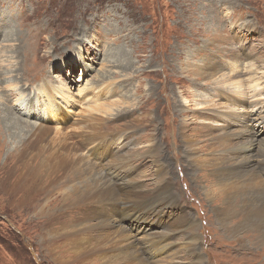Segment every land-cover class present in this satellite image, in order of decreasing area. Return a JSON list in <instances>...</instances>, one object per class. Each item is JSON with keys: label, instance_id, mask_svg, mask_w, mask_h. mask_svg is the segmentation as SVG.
<instances>
[{"label": "rangeland", "instance_id": "374dc122", "mask_svg": "<svg viewBox=\"0 0 264 264\" xmlns=\"http://www.w3.org/2000/svg\"><path fill=\"white\" fill-rule=\"evenodd\" d=\"M236 54H241L239 63L233 59ZM244 55L250 60L243 62ZM206 65L218 71L215 77L237 73L235 85L243 91V102L234 112L241 123L250 111L264 119V102L260 103L264 91L257 93L264 87V0H0V264H56V259L90 264L75 261L71 250L62 252L61 245L50 252L48 245L62 237L41 236L37 216L19 199H6L2 190L10 167H29L37 177L48 176L57 164L53 137L67 136L70 142L72 133L84 138L98 134L105 150L91 151L107 155L105 164L112 155L135 154L133 169L122 173L148 188H154L159 177V162L146 151L155 145L179 202L172 210L196 218L206 264L233 262L238 241L226 235L212 210L223 202L210 198L220 187L211 186L203 176L193 179L186 156V145L192 143L196 162L206 134H219L228 127L221 119L203 124L194 112L199 107L195 100L206 96L215 102L209 105L215 110L234 107L217 93L226 85H206L210 79L193 75V70ZM20 87L26 113L13 108ZM44 102L52 111L48 115ZM32 107L46 111L42 124L26 115ZM229 126L234 129L232 142L256 137L253 132L264 138L263 124ZM29 140L37 141L35 148L18 159ZM171 211L163 210L161 219L143 214L140 223L126 219L119 231L143 244L138 250L147 264H169L171 257L179 264H191L179 229L168 241L172 248L167 259L151 261L164 245L150 244L167 231ZM72 214L60 220L72 219ZM137 226L147 231L138 232ZM254 264H264V253Z\"/></svg>", "mask_w": 264, "mask_h": 264}, {"label": "bare ground", "instance_id": "6f19581e", "mask_svg": "<svg viewBox=\"0 0 264 264\" xmlns=\"http://www.w3.org/2000/svg\"><path fill=\"white\" fill-rule=\"evenodd\" d=\"M221 40L220 44H223ZM210 44L213 45L212 42ZM239 56L241 54H236L233 59L237 60ZM249 58L244 55L243 62ZM238 61L240 60L238 59ZM232 63H236V61ZM236 65L233 64V67ZM217 72L212 66L206 65L205 68L193 70V75L196 78L210 79L206 85L210 82L226 85L227 88L223 87L217 93L225 96L229 100L228 105L232 103L234 107L227 106L228 108L224 107V109L221 108L222 106H218L217 109L219 108L221 111L210 109L209 105H213L215 102L212 103V100L207 99L206 96H199L195 100L199 107L194 112L202 119L203 124L213 123L212 125H214L215 121L219 119L226 120L227 130L219 134L211 132L206 134L203 138L205 141L204 151L195 160L196 162H194L192 153V143H187L188 153L186 156L191 160L188 166L190 171L194 172L193 179L203 176L211 186L220 187L214 188L215 193L210 196L211 200L222 199L223 201L212 207L213 215L216 223L226 235L234 236L239 244L235 247L237 248V252L234 251L236 256L229 264H254L255 259L258 260L264 253V138L262 139L259 134L253 132L256 137L247 136L232 142L230 133L234 129H231L232 126L229 124L234 122L242 127L249 123L251 125L263 124L264 127V119H261L259 114L250 111L248 120L244 122L245 124L241 123L240 115L234 112L238 107L236 105L243 102L241 97L243 91L241 92L235 85L237 80L234 79L238 77L237 73H219L218 77H215ZM263 91L264 87L257 93ZM15 93H17L15 98V102H17H14L13 108H21V111L26 113L27 106L22 110V106H24L21 101L22 87ZM10 95L12 96V94ZM262 102L264 101H260V103ZM42 105L48 113L45 110H40L43 107L37 109L32 107L26 114L35 119L37 124H42L45 112L46 115L52 112L47 108L48 106L46 107L45 102ZM188 112L180 111L181 114ZM77 137L82 140H78ZM71 139L69 142L67 136L65 138L53 137L57 151L53 153V157L57 159V164L45 178L37 177L35 171L29 167L25 170H21L19 167L7 169V177L2 183L3 195L6 199H19L25 205L24 208L31 210L37 216L36 224L40 226L41 236L52 238L54 234H59L62 237V240L59 239L57 243L52 242L48 245L50 252L52 248L61 245V251L71 250L69 253L77 262L130 264L133 261L134 264H147L141 251L138 250V246L143 248V244L138 239H128L119 231L126 226V219L130 222L140 223L142 220L140 216L143 214L153 219H161L163 210L169 208L171 211L173 207L179 205L173 191V182L158 159V148L155 145L146 148V151L153 153L154 159L159 162L157 163L159 177L157 176L158 178L154 182V188H148L140 186L138 181L129 179V175L122 173H129L133 169L131 166L135 154L124 156L115 154L111 156L109 163L105 164L107 155L98 152L99 148L105 150L102 148L104 143L99 142L101 138L98 134L84 138L83 134L72 133ZM184 140L191 142L189 138ZM36 142L29 140L25 143L18 159H22L28 150L34 149ZM255 143H259V145L256 144V150L253 148ZM60 148H63V151L59 152ZM95 148H98L96 152L91 151L96 150ZM194 149L196 148L194 147ZM83 153L87 155L84 156ZM90 158L95 160L91 161ZM12 177L14 178L10 180ZM70 212L73 213L72 219L60 220L68 217ZM169 219L171 224L166 230L173 233L165 234L167 232L165 231L150 244L153 247L164 245L158 254L151 257V261L167 259L168 251L172 248V244H170L172 241L170 243L168 241L176 237L175 234L179 229L183 232L185 249L191 255L190 263L206 264L208 257L203 256L198 245L196 218H191L184 210H180V212L172 210L169 213ZM134 228L138 232L147 231L144 226ZM163 229L165 228L163 227ZM245 234L248 236L246 239ZM239 255L245 259L240 260ZM174 260L171 257L170 262L168 260L166 262L179 264ZM55 263L65 264L59 259H56Z\"/></svg>", "mask_w": 264, "mask_h": 264}]
</instances>
